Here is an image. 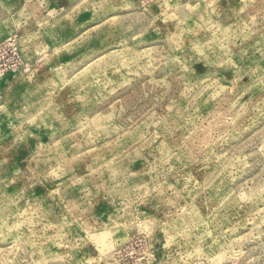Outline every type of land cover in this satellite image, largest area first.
<instances>
[{
	"label": "rangeland",
	"instance_id": "obj_1",
	"mask_svg": "<svg viewBox=\"0 0 264 264\" xmlns=\"http://www.w3.org/2000/svg\"><path fill=\"white\" fill-rule=\"evenodd\" d=\"M0 264H264V0H0Z\"/></svg>",
	"mask_w": 264,
	"mask_h": 264
},
{
	"label": "clouds",
	"instance_id": "obj_2",
	"mask_svg": "<svg viewBox=\"0 0 264 264\" xmlns=\"http://www.w3.org/2000/svg\"><path fill=\"white\" fill-rule=\"evenodd\" d=\"M252 20H255V17H252Z\"/></svg>",
	"mask_w": 264,
	"mask_h": 264
}]
</instances>
